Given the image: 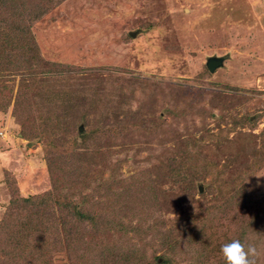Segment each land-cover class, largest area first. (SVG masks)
Instances as JSON below:
<instances>
[{
  "label": "rangeland",
  "instance_id": "374dc122",
  "mask_svg": "<svg viewBox=\"0 0 264 264\" xmlns=\"http://www.w3.org/2000/svg\"><path fill=\"white\" fill-rule=\"evenodd\" d=\"M53 5L31 32L40 58L70 72L40 98L24 94L25 110L14 106L20 79L0 92V221L57 174L73 178L60 193L99 219L93 237L71 243L77 256L56 251L52 264H225L232 239L264 264V0ZM222 55L209 72L206 59ZM22 112L39 125L67 112L78 131L94 129L85 169L62 157L50 173L49 147L25 132ZM105 124L113 132L101 134Z\"/></svg>",
  "mask_w": 264,
  "mask_h": 264
},
{
  "label": "trees",
  "instance_id": "16d2710c",
  "mask_svg": "<svg viewBox=\"0 0 264 264\" xmlns=\"http://www.w3.org/2000/svg\"><path fill=\"white\" fill-rule=\"evenodd\" d=\"M61 1L0 0V92L9 90L11 93L14 90V80L20 79L22 86L16 89L14 103V106L20 105V109L25 110L30 99L23 97L24 94L40 98L42 87H47L51 78L70 72L63 65L45 62L40 58L31 32L32 24L45 15L53 4ZM44 92L51 97L48 105L53 104L56 97L52 89H46ZM30 111L29 109L28 112ZM28 112H22L20 123L26 133L33 132L37 136L39 134L38 137L49 147V160L46 161L50 173L57 160L62 157L70 159L71 167L76 170H84V155L88 150L91 151L86 141L91 134L96 133L95 130L78 131L77 121L71 119L70 113L67 112L63 117L53 112L43 119L39 117L36 120H40V125L34 124V119L25 115ZM99 132L103 135L110 134L113 129L105 124ZM46 153L48 154L47 151ZM174 169L172 173L180 175V169ZM72 179L56 174L52 189L37 196L15 198L14 202L9 204L0 221V264H52L49 260L56 251L64 250L70 252L71 257L75 254L77 256V250L73 252L70 248L71 243L79 239L78 236L85 241H88L91 235L94 236L98 225L96 219L99 217L88 216L85 206L77 207L78 202H74L69 194L60 193L73 183L69 181ZM60 205H66L70 216L60 214L55 217L52 210ZM217 207H220V204H217ZM62 242L66 248L60 249ZM175 243L179 245V241Z\"/></svg>",
  "mask_w": 264,
  "mask_h": 264
},
{
  "label": "clouds",
  "instance_id": "9594fccd",
  "mask_svg": "<svg viewBox=\"0 0 264 264\" xmlns=\"http://www.w3.org/2000/svg\"><path fill=\"white\" fill-rule=\"evenodd\" d=\"M220 253L225 260V264H255L258 250L252 243L245 247L240 239H232L221 245Z\"/></svg>",
  "mask_w": 264,
  "mask_h": 264
},
{
  "label": "water",
  "instance_id": "95a60500",
  "mask_svg": "<svg viewBox=\"0 0 264 264\" xmlns=\"http://www.w3.org/2000/svg\"><path fill=\"white\" fill-rule=\"evenodd\" d=\"M227 55L210 56L206 59L205 66L209 72H214L218 67H222ZM82 127L80 128V130Z\"/></svg>",
  "mask_w": 264,
  "mask_h": 264
}]
</instances>
